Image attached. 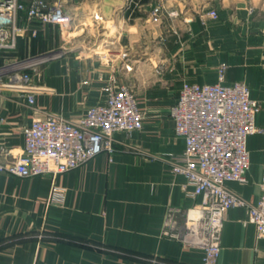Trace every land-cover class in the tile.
Instances as JSON below:
<instances>
[{
	"label": "crops",
	"instance_id": "crops-1",
	"mask_svg": "<svg viewBox=\"0 0 264 264\" xmlns=\"http://www.w3.org/2000/svg\"><path fill=\"white\" fill-rule=\"evenodd\" d=\"M64 7L72 16L66 51L56 25L26 22L19 13L11 52L59 56L30 68L42 86L32 104L0 90V162L20 152L31 120H76L105 100L108 84L132 89L143 124L114 132L111 152L57 174L61 203L47 204L50 175L0 172V264H202L200 248L162 233L169 212L180 225L201 199L168 162L185 145L169 109L184 81L216 82L221 63L225 84L248 85L263 131L247 137L246 181L226 186L256 202L264 157V0H64ZM211 9L216 18L207 16ZM246 216L243 206L225 210L217 264H264V237Z\"/></svg>",
	"mask_w": 264,
	"mask_h": 264
},
{
	"label": "built area",
	"instance_id": "built-area-1",
	"mask_svg": "<svg viewBox=\"0 0 264 264\" xmlns=\"http://www.w3.org/2000/svg\"><path fill=\"white\" fill-rule=\"evenodd\" d=\"M20 12L26 22L56 25L62 36H67L72 23L64 0H0V50L15 49ZM158 12L159 8L154 7L153 18ZM207 16L216 18L217 13L211 9ZM93 17L99 19L96 13ZM30 30L31 36H36L37 27L31 26ZM57 53L47 50L33 56L5 59L0 64V90L14 92L32 104L42 86L34 83L30 68ZM224 69L225 64L221 63L217 81L213 83L184 81L169 109L174 131L184 138L185 145L168 162L174 173L185 178V185L192 187L191 194L201 199L186 210L180 225L169 212L162 233L179 239L185 246L200 248L202 264H217L223 215L230 206L245 207L246 221L255 226L258 237H264V157L256 202L246 201L226 186L228 181L243 183L247 179L250 164L247 137L263 131L255 124L259 103L252 98L244 81L225 84ZM104 89L105 100L89 106L76 120L47 114L23 126V147L11 160L0 162V172L22 177L50 175L47 204L61 203L64 190L54 183L57 174L100 152H111L114 132L142 127L143 113L137 107L132 89L124 84L117 87L108 84Z\"/></svg>",
	"mask_w": 264,
	"mask_h": 264
},
{
	"label": "rangeland",
	"instance_id": "rangeland-1",
	"mask_svg": "<svg viewBox=\"0 0 264 264\" xmlns=\"http://www.w3.org/2000/svg\"><path fill=\"white\" fill-rule=\"evenodd\" d=\"M67 33H68V31H67ZM67 33H66V35H67ZM64 39H65V41L63 40L62 41V46L59 48V49H61V50H64V51H66L67 49H68V46H67V38H66V36L64 37ZM49 50V49H48ZM45 51H47V50H45ZM44 51V52H45ZM11 52V51H10ZM6 53V52H5ZM7 54H9V56L8 55H3V60L5 61V59H10L11 57H18V58H23V56H21L20 54H18V53H9V51H8V53ZM39 54V53H38ZM56 55H58V53L56 54ZM59 56V55H58ZM58 56H56V57H58ZM56 57H50L48 60H46L45 62H48V61H51V60H53V59H56ZM95 105V104H94ZM90 106H92V105H90ZM89 107V106H88ZM87 107V108H88ZM86 108V109H87ZM258 109H259V106H258ZM258 111V110H257ZM259 127V126H258ZM78 167V166H77ZM76 168V167H75ZM62 189V188H61Z\"/></svg>",
	"mask_w": 264,
	"mask_h": 264
},
{
	"label": "trees",
	"instance_id": "trees-1",
	"mask_svg": "<svg viewBox=\"0 0 264 264\" xmlns=\"http://www.w3.org/2000/svg\"><path fill=\"white\" fill-rule=\"evenodd\" d=\"M6 52V53H5ZM8 53V51H4V50H0V64H2V62L4 61L3 60V55H8L9 56V54H7ZM9 53H13V52H9Z\"/></svg>",
	"mask_w": 264,
	"mask_h": 264
}]
</instances>
